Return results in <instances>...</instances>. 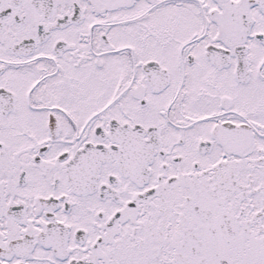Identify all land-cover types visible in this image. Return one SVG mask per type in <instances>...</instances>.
Returning <instances> with one entry per match:
<instances>
[{"label":"snow or ice","instance_id":"obj_1","mask_svg":"<svg viewBox=\"0 0 264 264\" xmlns=\"http://www.w3.org/2000/svg\"><path fill=\"white\" fill-rule=\"evenodd\" d=\"M0 264H264V0H0Z\"/></svg>","mask_w":264,"mask_h":264}]
</instances>
